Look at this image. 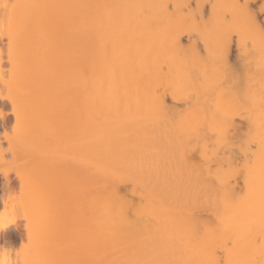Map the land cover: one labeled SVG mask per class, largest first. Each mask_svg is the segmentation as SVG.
<instances>
[{"label":"bare ground","instance_id":"6f19581e","mask_svg":"<svg viewBox=\"0 0 264 264\" xmlns=\"http://www.w3.org/2000/svg\"><path fill=\"white\" fill-rule=\"evenodd\" d=\"M102 1L103 0H0V189H2V193L5 189H9L11 184L10 174L12 172V174L14 173L13 176L15 178L17 177L19 181L18 184H20V186L18 187L21 192L19 197H17L18 193H16L15 196L18 198L16 200H12L14 194H11V196L8 195V193H10L8 192L9 190H5L8 192L6 196H9V198L5 197L4 194L3 196L5 199H2V196L0 197V246L10 247L9 244H11L12 240H15L16 236L23 239L22 233L14 231L17 226L16 215L19 214L17 210H20L22 213L20 217H23V220L25 218V221H22L25 226L24 237H26L27 244L31 247L32 251L30 252L31 256H22L25 257L23 258L24 264H264V142L262 140L259 138L256 139V144L258 146H256L255 149L249 150L248 153L254 158L251 159V162H247L246 159L242 157L244 159L243 165H241L244 169V179L242 185L240 182L242 189L238 190L233 189L235 186L231 188L226 179L231 176L228 182H230L231 179L233 180L242 168L238 169L239 171L235 177H232L231 174L228 176L221 172V175L219 174L220 176L216 178V181L214 180L215 178L211 179L215 182L206 181L211 178L209 175L206 176L208 178H204V168L201 167L204 163H202V160H199L200 158H197L199 157L198 155H193L194 153L197 154L198 145L196 142L199 143L198 141L203 139L201 138L199 140V138L202 137L200 136L202 133L197 135L198 138L194 135V139H190L191 141L195 140V138L198 139V141L195 140V145L192 143L195 147L197 145L196 148L193 147L196 151H194L192 147L189 148V150H192V153L194 152L193 154H189L190 151L187 150L188 148L183 147V152H185V148V150L188 151V156L191 155V157L194 156L197 158L196 160L190 159L191 157H189V161L196 160V163L199 161L202 163L200 165L199 162V166L198 163L195 164L198 168H202V170H200L203 172L201 173L203 177L196 174L194 180H192V174L189 170L187 171L191 174L190 177H186V173L184 174L186 180L183 178V173L179 170V172H177V168H175L176 172L169 173L171 172L169 169H172L174 164L179 162L176 159L178 157H176V151L180 149L179 145H182V143L176 146L174 145V141L176 140L172 139L171 141L174 142V146L168 145L169 150L171 147L173 149L179 147L175 151H173V149L170 150L172 153L176 152V154L173 153L175 156L171 154V157L173 155V159L176 160V162L174 160L175 163L173 162V164L172 161L169 160L170 156L165 154L167 153L165 149L164 154L158 151L157 155L155 152L156 150L149 154L148 152L146 153L144 149L145 146L146 150H148L147 146L149 148L153 146L156 148L157 146L153 145V143L159 141L158 139L160 138V142L158 143H161V141L163 142L162 137H159L161 135L159 134L161 133V128H158L159 133L156 131L153 133L152 131L157 128L152 122L151 124L148 122L152 127L154 126V128L146 129L150 126L146 122V124H144L149 126H144L145 129L142 130L143 127L140 123H142L143 119L144 121L147 119H141L140 115H138L139 109H144V106L146 107V102V104H151V106L147 105L148 107L155 108L157 105L155 101L156 104L151 101L152 98L149 96L151 93H146L149 91L148 84L151 85L154 82V79H152V72H154V68L152 67L153 61L155 60L154 64L161 65L164 56H172L174 52L175 59L183 64V69L187 70L186 61L182 57V52L186 51L188 47L197 51L196 48L197 46L199 47L200 44L196 45V39H200L204 47V52L202 51V54L198 53L200 60L197 59V61H199L198 63L200 64L196 62L200 68L203 65L201 62L205 59H211L214 57L212 55L215 53L217 54V52L221 53V51H218L221 48L216 52L214 47L210 44L212 40H209L216 36L214 35V31L218 28L222 29L221 26H216L219 19L217 21L211 19L217 18L216 15L213 17L216 13H211L212 11H210V16L211 14L213 15L210 18L208 13L209 18L208 16L206 18L207 20L210 19L211 22L215 21V24L212 26H216L217 28L195 32V27L194 29L188 27L194 32H186L188 36L187 45L181 42L182 39L180 41L179 38H176V46L174 45L172 48H167L168 45L165 47L163 43L160 42V39L164 38V36H160L163 29L156 30L151 27L157 36L161 37L160 39L158 37V43L155 45L156 51H154V57L150 53L145 52L144 48L147 41L152 42L151 44L154 46L155 33L154 36L150 34L148 39L145 35H142L139 29L142 27L144 28L142 24V27L139 26L141 19H138V23H134L137 27L133 25V28L130 29L123 25V23L118 22L110 27L106 25L104 29L100 27L99 30L98 17L104 16L102 12L105 9L107 10L108 7V0ZM139 1L140 0H111V3H114L116 6V9L114 7V9L117 10L115 12L117 13L116 15H123L121 11L125 4L126 7H128L131 5V2L135 4L143 3V1H141V3H139ZM181 1L177 2L181 3ZM200 1L202 2L203 0ZM222 1L224 0L219 2L220 5L214 2L216 4L214 5L218 7L225 6L224 9L228 7L227 12L229 6H231L230 9L232 10V7L235 5L234 0H227L229 6ZM231 1L233 3H231ZM156 2L153 3L156 7L154 6L152 8L159 10L157 4H155ZM159 2L158 0L157 3ZM165 2L166 0L163 2L164 5ZM202 3L204 4V2ZM160 4L162 5L161 2L158 5ZM209 4L208 6L210 7L213 5ZM132 5L130 6L131 8ZM126 7L124 8L126 9ZM139 7L141 6L138 5L137 8ZM261 7H264V5H261ZM162 8L163 5L160 10L164 12L165 9ZM139 9L141 10V8ZM153 9L151 12H153ZM224 9H222L223 13ZM260 9L259 12L264 8L262 10ZM148 10L150 11L149 8ZM251 10L252 9H249L248 12H252ZM165 11L168 12L167 10ZM242 11H245V9ZM165 14L166 13H164L163 18L166 17ZM146 15L145 17L148 19V15ZM237 16H235V18ZM239 16L237 18H239ZM247 16L245 19L249 18H247ZM187 17L189 16H182V18ZM229 17L230 23L234 22L232 20L234 19V15H230ZM254 18L256 20L258 19L256 17ZM171 19L170 17V20ZM187 19L189 22L191 18ZM245 19L244 21L246 22H240V24L243 25H240L238 30L233 29V32L234 30L237 31L238 34L236 32L235 34L241 36L242 39L244 35L239 32H244L242 29L246 27V23H252L256 26L254 22L250 20L251 17L248 20L250 22ZM255 19H253V21ZM238 20L240 21V19H237V21ZM182 21L181 26L184 24L186 29L187 21L184 19H182ZM166 23L170 24L167 21L164 22L165 27L172 30L171 27L168 28L169 25L166 26ZM255 23L261 29V22ZM190 24L188 26H190ZM176 25L178 26V23ZM181 26L178 27L180 31L181 29L184 30ZM241 26H243V28H241ZM250 27H252V25ZM144 29H141V32H143ZM223 29L220 30L223 31L222 35L226 32L224 27ZM179 30L176 31V36L180 37L182 34L179 33ZM245 30L249 29L246 28ZM256 30L257 29H254V34L258 33V30ZM165 31L162 32V35L171 33L168 31L165 33ZM230 32L231 31H229V33ZM249 32L250 30L248 33ZM260 32L264 33V25H262ZM229 33L227 32V34ZM207 34H213L212 38H210L211 36L208 38ZM244 34L246 35L247 32H244ZM250 34H252V32H250ZM259 34L256 35L258 36ZM102 36L106 39L105 43L107 41L106 44L103 43L107 48L106 50L101 47L100 41L101 38L103 41ZM257 36H254L256 39H252L254 43L260 39V35L259 37ZM227 37L228 36H226V38ZM166 38H164L165 42ZM220 38L221 33L218 38L219 41H221ZM214 39L212 42H218L217 37ZM245 40L247 41V38ZM252 41H250L251 45L253 44ZM260 41L264 43V38L261 37ZM260 41L259 45L261 46L262 44H260ZM250 42L245 45L238 37V49L240 50L242 48L243 51H248ZM257 43L258 42L253 45L256 47ZM218 44L220 45V42H218ZM228 46L225 45L224 42L223 49L225 55L227 54ZM261 48L263 47H260L258 51ZM213 50H215V53ZM105 51L107 57L103 60L107 68L106 74L103 72L101 75V72L96 68L94 70L95 72H93L94 75H96V82L99 84L101 82L102 84L103 82L107 83L110 78H114L110 84L113 85V83L116 82L114 83L115 85L108 90L106 89L108 88L106 84L100 85L102 95H98L97 98L93 90L92 66L94 69L95 59H99V55L104 54ZM220 56L224 55L220 54ZM240 56L237 54V58H240L235 61L232 60L234 62L231 63L230 67L233 68L234 75L242 74L243 77L245 76L244 80H246V76L249 74L251 75V71L248 65L241 62V60L246 58L245 55L241 54ZM177 61L175 62L177 63ZM214 61H216V64L221 62V60L217 62V59ZM228 64L229 63H227V65ZM256 65L259 66L261 64L258 65L256 63ZM151 67L153 70H150ZM228 67H224V70ZM157 70L158 68L156 71ZM260 70L262 71V69ZM213 72L214 68L211 63H209V65L205 63L200 70L195 72L192 71L193 75H196L197 78L199 77L202 82L210 80V76H212L211 73ZM221 72L219 71V73ZM107 73L110 74L108 75ZM192 73L190 77L193 79ZM219 73H217V75H220ZM187 75L188 74L185 76L187 77ZM227 75L228 73L226 74V78L231 77H227ZM257 75L261 76L262 73ZM177 76L179 75L175 76L176 80L178 79ZM118 79L123 81L118 84ZM194 80L192 81L194 82ZM173 81L174 78L172 83ZM159 84L162 85L163 83L159 82ZM178 85H180V83ZM254 85L255 84H253V86ZM158 86L160 87V85ZM102 87H104V90ZM153 88L154 87H151L150 91ZM167 88L168 87L165 88L166 91ZM97 89L98 87L96 86V90ZM146 89L148 91H146ZM155 90L157 91V89L151 91V96H153V98V94H155L153 91ZM237 90L238 89H236V91ZM241 90L242 88L239 89L240 93ZM239 91L235 93L238 94ZM227 92L229 93L230 91ZM239 94L237 95L238 98ZM149 98L151 103L148 101ZM163 99L166 100V98ZM239 99L241 100V98ZM228 101L230 102V100ZM160 102L158 105H160ZM172 103L173 102H171L170 105ZM246 103H248V101H246ZM173 104L170 106L172 108L168 106V108L163 109L170 110L176 108V106L177 108L180 107L178 103L174 105L175 107ZM194 104L195 102L190 101L189 103H185V106H183L181 110L176 109L178 111H185L183 113H192V109L190 108H192ZM6 108L8 109V111H6L10 114L5 112ZM199 108L200 107L197 109ZM160 111L161 110L157 112L159 113ZM166 112L168 113V111ZM241 112L243 113V111ZM153 113L154 112H152L150 116H152ZM173 113L176 112L173 110ZM7 114H9L10 117L12 116L11 119H8ZM168 114H171V117H173L172 113ZM175 115H177V113ZM223 116L224 115L221 117V121L222 119L225 121L229 120V118L227 120V118L225 116L223 118ZM154 117L157 118L156 116ZM154 117L152 116V119ZM168 120L172 123V119L170 120L168 118ZM221 121L218 123L216 121H211V125L213 123L217 124H213L215 128L224 126ZM237 121L240 122L239 120ZM162 122L164 121L162 120ZM164 123L167 124L166 122ZM180 123L181 125H185L184 121ZM241 123L243 122H240V124ZM160 124H162L161 120L159 122V125ZM177 124L178 122L176 125ZM205 124L206 123L203 125L205 126ZM228 124L230 123L228 122ZM257 125H259V123ZM165 126H168V124ZM236 126L238 127V125ZM240 128L251 129L252 127L250 128V125L244 123L241 124ZM203 129H201V131ZM198 130L200 129L198 128ZM163 131L162 133H164ZM150 132L153 134L156 133L154 136L158 135L156 136L158 139L154 140L156 138L152 137L153 135L149 136L151 134ZM221 132L217 134L216 140ZM236 132L239 131L237 130ZM263 132L262 130V133ZM169 134L171 133L169 132ZM210 135L211 133L209 137H211ZM221 135L224 137V134ZM235 135L236 133L233 134L231 138ZM241 135L243 136V134ZM237 136L234 137V141L238 140ZM242 136L238 137L243 139ZM249 137L251 140L254 138H251V135ZM167 138L170 139V137ZM244 141L245 139L242 142ZM229 142L231 141L229 140ZM244 143L249 144V142ZM252 143L254 142L252 141ZM161 144H163L162 146H167L164 145L165 143ZM183 144L184 146L187 145L185 143ZM214 144L215 143L211 145V143H209L211 146ZM217 145H215V147ZM250 145L252 144L250 143ZM252 147L249 146L248 148ZM157 148L160 149V147ZM214 148L212 147L213 151L217 149ZM218 150L219 149H217V151ZM225 151L226 152L223 153H227V149ZM153 152L155 154H153ZM169 152L168 154H170ZM218 152H216V155L219 156ZM159 153L165 155L166 157L161 156L163 158H168L167 161H171L172 165L167 169L168 172H164L163 170V172L160 171L163 163L159 166V169L157 168V170H159L158 172L152 164L154 160H162ZM234 153L237 154V150L233 152V155H235ZM152 154L156 155V159H153ZM216 155L213 157L216 158ZM221 155L223 156V154ZM238 155L240 156L241 154L238 153ZM242 155L244 156L243 153ZM157 156L159 158H157ZM188 156H186V154L184 155L185 160L183 162H186V160L188 161V159H186ZM228 156H230V154ZM235 156H233L232 159ZM239 156H237L236 159H239ZM213 157H210L209 161H211ZM219 157L221 158V156ZM231 157H222L224 159L223 161H221L222 158L221 160L220 158H216L219 161L217 162L216 159L215 161L216 163L228 162L226 165H229V162L232 161ZM80 159L85 160V162L81 163ZM158 160L156 163H159ZM212 160L214 164H216L214 158ZM181 161L182 160H180V162ZM189 161L185 163V166ZM204 161L207 162L208 160ZM169 162L168 164H170ZM86 163L88 165L87 168V165H85ZM156 163L155 166H157ZM207 163L208 165L210 164V162ZM53 164L59 165V172L63 171V166L68 170L69 175L67 182L63 184L58 183L57 185H45V180L52 177L55 172L51 168ZM238 164H240V161ZM234 165L238 167L237 164L234 163ZM176 166L180 167L179 165ZM189 166L193 169L192 164ZM211 166H213V164ZM211 166H208V168H211ZM235 168L232 167V171ZM238 168H240V166ZM193 170L191 171L193 172ZM210 171L209 169L208 172ZM232 171L230 172L232 173ZM240 175H238V178ZM236 180H238L239 183V179ZM64 191L71 197L67 196ZM17 192L19 191L17 190ZM70 199L74 203L75 208L79 207L82 203L80 206V208L84 206V210L80 209L83 211L82 213L79 211L76 215L74 214L67 219L61 215L53 219L49 217V212L53 204H61L67 200L71 201ZM198 209L204 211L205 216L202 215V212H197ZM79 222L81 223V231L78 234L77 230L76 233L83 246L80 245L78 248L77 245L73 244V246L77 248L76 251L70 246L73 242V231L71 233H65L61 230L62 226L73 229ZM52 231H59V235L56 237L51 235ZM218 250L222 251L221 256L217 253Z\"/></svg>","mask_w":264,"mask_h":264},{"label":"rangeland","instance_id":"374dc122","mask_svg":"<svg viewBox=\"0 0 264 264\" xmlns=\"http://www.w3.org/2000/svg\"><path fill=\"white\" fill-rule=\"evenodd\" d=\"M104 1H106V0H103L102 2H104ZM141 1H143V3H141ZM158 2V0H140L139 1V3H141V4H135L134 2H131L130 4L132 5V8L130 7L131 5H129L128 7H126V4L123 6V10L121 11V14H123V15H120V14H118V15H116L117 13H115L117 10H115L116 9V6L114 5V3H111V0H108V7H107V10L105 9L103 12H102V14L104 15V16H99L98 17V21H99V30H100V27H102L103 29L105 28V26L107 25L108 27H110V26H113L114 24H116V23H118V22H120V23H123V25H125L126 27H128L129 29L130 28H133V25H134V23L135 22H139V20L141 19V21H142V23H141V21H140V24H139V26H141V24L142 25H144V28L146 29H144L142 26V28H139L140 29V33L142 34V35H145L146 36V38L148 39L149 38V36H150V34H152L153 36H154V31L151 29V27L152 28H155L156 30H159V29H163V31H168V32H171V33H167L166 31H165V33H167V35L166 34H164V35H162L163 33V31L161 32V34H160V36L161 37H163L164 36V38H166V36H167V38H166V42H165V39L163 38V39H160L161 37L160 36H157V34L155 33V36H154V40H155V43H154V46L155 45H157V43H158V40L160 39V42H162L163 43V46H165V47H167V45H168V47L167 48H172L174 45L176 46V44H177V40H176V38H179L180 39V41H181V39H182V43L183 44H186L187 45V43H188V36H187V34H186V32H188V31H192V32H194L193 30H190L189 28L190 27H192L193 29H194V27H195V32H200V31H207V30H211L212 28H217L218 26H221L222 27V29H223V27L225 28V30H226V32H224V34L222 35V33H223V31H220V30H222V29H219V31H218V29L216 30V31H214V29H213V31H214V35H216L214 38H216L217 37V40H218V42H220V45L218 44V42L216 43H214V42H212L213 41V39H209V40H212L211 41V43L210 42H208V43H210L213 47H214V49L216 50V52H217V50L218 49H220V50H218V51H221V53H219V52H217V54L215 53V50H213L214 51V55H212V56H214V57H212L211 59H205L203 62H201V64L203 63V65L201 66V68H203V66H204V64L205 63H207V65H209V63H211V65L213 66V68H214V72L213 73H211L212 74V76H210L211 77V79L213 80H205L204 82H202L201 81V79L199 78H197L196 77V75H193V73H192V71L193 72H195V71H197V70H200L201 68L198 66V64H200V63H198L199 61H197V59H199L200 60V58L198 57V53H200V54H202L203 52H204V47H203V44L201 43V40L200 39H196V45H198V44H200L199 45V47L197 46V51H195V49H192V48H190V47H188V48H186L187 50L186 51H184V52H182V57H183V59L186 61V67H187V70L186 69H183V64L181 63V62H179V61H177L175 58V55H174V52L172 53V56H164V58H163V61H162V63H161V65H159V64H154V61H153V63H152V67L154 68V72H152V75H153V77H152V79H154V82L150 85V84H148L149 86V91L146 89V91H148V92H146V93H151V94H149V96L152 98L151 99V101H155L156 103H157V105H156V107L155 108H152V107H148L147 105H150L151 106V104H146L145 103V105H146V107L144 106V109H139V111H138V115H140V118L142 119V118H145V120L146 121H144V119L142 120V123H140V125L143 127V129L142 130H144L145 128H144V126L146 127L147 125H145L146 124V122L148 123H150L151 124V122L153 123V125H155V127L157 128V129H155L154 131H152L153 133L156 131L157 133H159L158 132V128H161V133H159V134H161L159 137H162V139H163V142L161 141V143H165L164 145H167L166 147L165 146H162L163 144H161V143H158V142H160V139H158V138H156V136H158V135H156V136H154L155 134H153V133H151L149 136H152V137H155L156 139H154V140H159V141H157V142H155V143H153V145H156L157 147H160V149H161V151H160V149L159 148H155L154 146L153 147H148L147 146V148H148V150H146V146L144 147V149H145V151H146V153L148 152L149 154H150V152L152 153V151H154V150H156L155 152H156V155H157V153H158V151L159 152H162L163 154H164V149L166 150V152L167 153H165V154H167V155H169L170 157V159L169 160H171L172 161V164H173V162H174V160L175 159H173V155L174 154H176V152H177V154H176V159H177V161H179L178 163L176 162V160H175V162H176V164H174V168L172 167V169L174 170H172L171 168H170V165H172L171 164V161L169 162V160L167 161V159L168 158H163V157H166L165 155H162V153H159L160 154V156L162 157V160L161 159H157L158 161H159V163H156L157 162V160H154V162L152 163L153 165H154V167L156 168V171L158 172L159 170H157V168L159 169L160 167V165L163 163V166H161L162 168H160V171L161 172H168L167 171V169H169V171H171V172H169V173H172V172H176V169L175 168H177V172H181V173H183V178H184V174H185V176L187 177V176H189L190 177V175L192 176L191 178H192V180H194V178H195V175L196 174H198L199 176H202L203 177V174H201V173H203L204 172V178H208V177H206L207 175H209V176H211V178L209 179V180H206L207 182H215L216 181V178L217 177H219L220 175H221V172L223 173V174H226V175H232V177H235L236 175H237V173H238V169H241L242 168V170L241 171H243V172H239L238 173V175H240V173H241V175L239 176V178H238V175L235 177V178H233V180L231 179V181L230 182H228L229 180H230V178H231V176H229V177H227V179H226V181H227V183L231 186V188H233V186H235L233 189H242V187L240 186V182H241V185H242V182H243V179H244V169H243V167L241 166V165H243V162H244V159H246V161L248 162H251V159L253 158L248 152H249V150L250 149H255L256 148V146H258L257 144H256V139H260V140H262L263 142H264V132L262 133V130L264 131V61H263V59H264V43H262L261 41H260V39H261V37H263L264 38V33H261L260 32V30L262 29V25H264V22H263V20H264V7H261V5H264V0H234V2H235V5L232 7V10L230 9L231 8V6H229V3H227V0L225 1H222V2H225V3H227L228 4V6H229V9H228V12H227V8L226 9H224L225 8V6H215L216 4L215 3H217V5L219 4V2L221 1V0H215V1H213V0H203L202 2H204V4L200 1V0H184V2H183V0L181 1V0H166V2H165V5L163 4V2H164V0H163V2H162V0H159L161 3H162V5H163V8L162 9H165V10H167L168 12H166L165 10H164V12L162 11V10H160V8L162 7V5L160 6V5H158L159 3H157ZM180 2L181 1V3H178V2ZM198 1H200V2H198ZM205 1H212V2H205ZM216 1H218V2H216ZM154 2H156L155 4H157V8H159V10L158 9H153L152 7H156V5H153V3ZM183 2V3H182ZM215 2V3H214ZM221 2V3H222ZM151 3H152V5H151ZM169 5H168V4ZM199 3H200V5H199ZM209 3H211V4H213V5H211V4H209ZM231 3H233L232 1H231ZM230 3V4H231ZM248 3V4H247ZM147 4H148V6H147ZM168 5V7L170 8H168L167 7V5ZM176 4V5H175ZM183 4H185V5H183ZM208 4L209 5H211V7L210 6H208ZM215 4V5H214ZM243 4V5H242ZM138 7V5H140L141 7H139V8H141V10L139 9V8H137L136 6ZM143 5V6H142ZM147 7H146V6ZM173 5V6H172ZM182 5V6H181ZM188 5V6H187ZM220 5V4H219ZM222 5H224V4H222ZM134 6V7H133ZM158 6H160V7H158ZM250 6V7H249ZM114 7H115V9H114ZM124 7H126V9L124 8ZM179 7V8H178ZM184 7V8H183ZM203 7V8H202ZM216 9H215V8ZM222 7V8H221ZM134 8H136V9H134ZM148 8L150 9V11L148 10ZM261 8V9H260ZM152 9H153V12H151L152 11ZM181 11H179V10ZM183 9H185V10H183ZM222 9H224V13L222 12L223 10ZM245 9V11H242V10H244ZM249 9H252L251 11L252 12H248L249 11ZM259 9L260 10H262V11H260L259 12ZM183 10V11H182ZM199 10V11H198ZM204 10V11H203ZM149 11V12H148ZM156 11V12H155ZM160 13H159V12ZM203 11V12H202ZM210 11H212L211 13H216V14H211V16L213 15V17L216 15V19H214V18H211V16H210ZM233 11V12H232ZM255 11H256V13H255ZM151 12V13H150ZM155 12V13H154ZM163 12V13H162ZM170 12H173V13H170ZM194 12H195V14H194ZM258 12V13H257ZM159 13V14H158ZM164 13H166L165 14V16L166 17H164L163 18V16H164ZM197 13V14H196ZM204 13H205V15H204ZM208 13H209V16H210V18L211 19H213V20H215V21H217L218 19V21H217V23L218 24H216V26H212V25H214L215 24V21L213 22H211L210 21V19L209 20H207V16H208ZM254 13H255V15H254ZM115 14V15H114ZM148 15V19H146V17H145V15ZM202 14H203V17H202ZM237 14H238V16L240 15L241 16V18H240V16H239V18H237L238 16H237ZM249 14V15H248ZM112 15H113V17H112ZM146 15V16H147ZM183 15H185V17H186V15L187 16H189V17H187V18H191V19H189L190 21L188 22L187 20V18H182V16ZM191 15V16H190ZM196 15V16H195ZM230 15H234V19H232L234 22H231L230 23V21H229V19H230ZM247 16V18L248 19H245L246 18V16ZM118 18H117V17ZM122 16V17H121ZM176 16V17H175ZM209 16H208V18H209ZM235 16H237L236 18L237 19H240V21L238 20L237 21V19L235 18ZM252 16H254V17H256V18H258L257 20L254 18V17H252ZM169 17V18H168ZM170 17L172 18L171 20H170ZM250 17H251V19H250ZM123 18V19H122ZM145 18V19H144ZM167 18V19H166ZM175 18V19H174ZM112 19H114V20H112ZM139 19V20H138ZM178 19V20H177ZM182 19H184V20H186V21H184V22H186V24H187V28L185 29V27L186 26H184V24L181 26V22H183L182 21ZM236 19V20H235ZM244 19L245 20H251L252 22H254V24L256 25V26H254L252 23L251 24H249V23H246V27L244 28V29H242V30H244V32H247V34L245 35L244 34V32H242V31H240L239 33L240 34H242L243 33V39H242V37L241 36H237L236 34H235V32L237 33V31H235V30H238V27H240V25H243V24H240V22L241 21H243V22H246V21H244ZM253 19H255L254 21H253ZM104 20V21H103ZM168 22V23H170V24H167L166 23V26L167 25H169L168 26V28L169 27H171V29L172 30H170V29H167L166 27H165V25H164V22H166V21ZM101 21V22H100ZM115 22V23H114ZM137 22V23H138ZM248 22H250V21H248ZM255 22H261V29L257 26V24L255 23ZM263 22V23H262ZM113 23V24H112ZM159 23V24H158ZM178 23V26L176 25ZM191 23V24H190ZM197 23H199V24H197ZM213 23V24H212ZM190 24V26H188ZM199 25V26H198ZM252 25V27H250ZM136 26V24L134 25V27ZM160 26V27H159ZM179 26H181L182 28H184V30L183 29H181V31L179 30ZM184 26V27H183ZM137 27V26H136ZM189 27V28H188ZM197 27V28H196ZM220 27V28H221ZM231 27V28H230ZM256 27V28H255ZM101 28V29H102ZM191 28V29H192ZM241 28H243V26H241ZM249 29L250 30V32H252V34H250V32L248 33V31L249 30H245V29ZM102 29V30H103ZM144 29V33L143 32H141L142 30ZM233 29H235L234 30V32H233ZM254 29H257L258 30V33H255L254 34ZM170 30V31H169ZM180 31L179 33L180 34H182V35H180V37L179 36H176V31ZM224 30V29H223ZM239 30H240V28H239ZM251 30H253V31H251ZM256 30V31H257ZM182 31H183V33H182ZM229 31H231L230 33H229ZM255 31V32H256ZM99 32V31H98ZM227 32L230 34H227ZM217 33V34H216ZM220 33H221V38H220V40L221 41H219V37H220ZM260 33V34H259ZM101 34H102V32H101ZM227 34V35H226ZM238 34V33H237ZM239 34V35H240ZM256 34H259L260 35V37H259V35L257 36ZM263 34V35H262ZM159 35V34H158ZM166 35V36H165ZM251 37H254V36H257V37H259L260 39L259 40H257V41H255V43L256 42H258L257 43V45H256V47H255V45H253V44H255L254 43V41H252V39L254 40V39H256V37H254V38H251ZM262 35V36H261ZM174 36V37H173ZM182 36V37H181ZM207 36H208V38H209V36H211L210 38H212V36H213V34L211 35H208L207 34ZM224 36H225V38H224ZM226 36H228L227 38H226ZM103 37V41H102V38H101V47L102 48H104L105 50L107 49L106 47H105V45H103V43H105V40L106 39H104V36H102ZM158 37H159V39H158ZM238 37H239V39H241L242 40V42L246 45V43H248V42H250V41H252V45H253V47H252V45H251V42L249 43V49H248V51L246 50V51H243V49L241 48L240 50L238 49ZM248 37H249V39H248ZM195 38V37H194ZM247 38V41L245 40V39ZM251 38V39H250ZM229 39V40H228ZM209 40H207V41H209ZM215 40V39H214ZM228 40V41H227ZM245 40V41H244ZM197 41H198V43H197ZM259 41L261 42L260 44H262L261 46L259 45ZM224 42H225V45H229L228 47V51H227V54L225 55V52H224V49H223V47H224ZM106 43H107V41H106ZM105 43V44H106ZM152 42H150V41H147L146 42V44H145V48H144V50H145V52H148V53H150L151 55H155L154 54V51H156V46H155V48H154V46H153V44H151ZM236 43H237V46H236ZM216 44V45H215ZM218 44V45H217ZM151 45H152V47H151ZM210 45V46H211ZM251 45V46H250ZM254 47H255V49H254ZM260 47H263V48H261L259 51H258V49L260 48ZM201 48V49H200ZM200 50V51H199ZM242 50V51H241ZM203 51V52H202ZM202 52V53H201ZM211 52H212V48H211ZM241 52H243V53H241ZM219 53V54H218ZM253 53V54H252ZM106 54V51H105V53L104 54H100L99 55V59L98 58H96L95 59V67H94V69H93V66H92V82H93V85H94V88H93V90H94V95H95V97H97L98 98V95L100 96V95H102V91H101V89H100V85H103V84H106L107 85V87L108 88H106L107 90L108 89H111L115 84V80H113V81H115L114 83H113V85L112 84H110V82H112V79H114V78H108L109 80H108V82L106 83V82H103V84H102V82L99 84V83H97L96 82V75H94V73L93 72H95L94 70L97 68L98 69V71H100L101 72V75L103 74V72L106 74V70H107V68H106V65L104 64V58H106L107 57V55H105ZM212 54V53H211ZM220 54H223L224 56H220ZM237 54L240 56L241 54H244L245 55V59L244 60H241V62L242 63H245L246 65H248V68L250 69V71H251V75L249 74V75H247L246 76V80H244L245 79V76L243 77V75L242 74H236V75H234V70H233V68H231L230 66H231V63H233L235 60H237V59H239L240 57H243V56H240V57H238L237 58ZM174 55V56H173ZM263 55V56H262ZM249 56V57H248ZM155 57V56H154ZM227 57V58H226ZM229 57H230V59H229ZM235 58V59H234ZM244 58V57H243ZM217 59V62L219 61V60H221V62L218 64H216V61H214V60H216ZM196 60V61H195ZM203 60V59H202ZM232 60H234V61H232ZM175 61H177V63L175 62ZM214 61V62H213ZM229 61V62H228ZM230 61H232V62H230ZM194 62V63H193ZM196 62L198 63V64H196ZM167 63H168V65H167ZM213 63V64H212ZM227 63H229L228 65H227ZM256 63L259 65V64H261V65H259V66H261V67H259V66H257L256 65ZM190 64H192V65H190ZM250 64H251V66H250ZM162 65H163V67H162ZM181 65H182V67H181ZM194 65V66H193ZM214 65H215V67H214ZM155 66V67H154ZM229 66V67H228ZM150 68V70H153V68ZM220 67V68H219ZM224 67H228L226 70H224ZM263 67V68H262ZM158 68V70L156 71V69ZM163 68V69H162ZM178 68V69H177ZM194 68V69H193ZM191 69H192V71H191ZM260 69H262V71L260 70ZM254 70H256V71H254ZM186 71H187V73H186ZM190 71V72H189ZM219 71L221 72V73H219ZM228 71V72H227ZM230 71V72H229ZM192 73V75H193V79L190 77V74ZM217 73H219L220 75H217ZM228 73V75H227V77L228 76H231V77H228V78H226V74ZM262 73V75L260 76V75H257V74H261ZM108 75L110 74V73H107ZM181 74H183V75H181ZM186 74H188L187 75V77L185 76ZM210 74V75H211ZM176 75H179V76H181V77H179V76H177L178 77V81L176 80ZM216 75H217V77H216ZM222 75V76H221ZM256 75V76H255ZM172 76H174V77H172ZM223 77L224 78V80H223V78H221V77ZM159 77V78H158ZM186 77V78H185ZM196 77V81L194 80V78ZM217 79H216V78ZM260 77V78H259ZM100 78V77H99ZM121 78V77H120ZM119 78V79H120ZM158 78V79H157ZM160 78H162V79H160ZM172 78V79H171ZM173 78H174V81H173V83H172V80H173ZM236 78H238V79H236ZM240 78H242V79H240ZM259 78V79H258ZM107 79V78H106ZM116 79H117V77H116ZM117 80V83L118 84H120V82H122L123 80ZM198 79V80H197ZM160 80H162V81H160ZM192 80H194V82L192 81ZM218 80V81H217ZM230 80H232V81H230ZM249 80H250V83H249ZM119 81V82H118ZM244 81V82H243ZM159 82L160 83H163L162 85L161 84H159ZM177 82H179L180 83V85H178L179 83H177ZM201 82V83H200ZM234 82H236V83H234ZM196 83V84H195ZM190 84V85H189ZM219 84H221V85H219ZM235 84V85H234ZM242 84V85H241ZM253 84H255L254 86H253ZM112 85V86H111ZM158 85H160V87L158 86ZM186 85V86H185ZM96 86L98 87V89L96 90ZM105 86V85H104ZM185 86V87H184ZM230 86H231V88H230ZM233 86V87H232ZM151 87H154L153 89H157V91L155 90V91H153V92H155V94H153L154 95V98H153V96H151L152 95V90L153 89H151V91H150V88ZM166 87H168L167 88V91H166ZM175 87H176V89H175ZM236 87V88H235ZM104 87H102V89H103ZM194 88V89H193ZM214 88H215V90H214ZM222 88V89H221ZM233 88V89H232ZM240 88H242V90H241V93H240V91H239V89ZM165 89V90H164ZM236 89H238L237 91H239V98H241V100L238 98V94H236L237 93V91H236ZM104 90V89H103ZM175 90V91H174ZM199 90V91H198ZM214 90V91H213ZM221 90V91H220ZM96 91H97V93H96ZM166 92V94H165V92ZM208 91V92H207ZM211 91V92H210ZM220 91V92H219ZM227 91H230V92H232V93H228ZM162 92H164V93H162ZM170 92V93H169ZM214 92V93H213ZM227 92V93H226ZM236 92V93H235ZM104 93V92H103ZM162 93V94H161ZM194 93H196V94H194ZM207 93H208V95H207ZM210 93V94H209ZM211 93H212V95H211ZM256 93H257V95H256ZM262 93V94H261ZM161 94V95H160ZM148 95V94H147ZM262 97H261V96ZM185 96V97H184ZM208 96V97H207ZM230 96V97H229ZM146 97H148V96H146ZM232 97V98H231ZM235 97V98H234ZM259 97H261V98H259ZM163 98H166V100L168 101H166L165 99H163ZM182 98H184V99H182ZM235 100H234V99ZM256 98V99H255ZM258 98H259V100H260V102H259V100H258ZM95 100V99H94ZM148 100V99H147ZM199 100V101H198ZM228 100H230V102L228 101ZM243 100V101H242ZM144 101H145V99H144ZM149 102H150V98H149V100H148ZM161 101V102H160ZM190 101H193V102H195V104H194V106L192 107V108H190V109H192V113L191 112H188V113H183V112H185V111H178L177 109H180L181 110V108H183V106H185V103H189ZM201 101V102H200ZM246 101H248V103H246ZM96 102V101H95ZM154 102V103H155ZM159 102H160V105H158L159 104ZM164 102V103H163ZM171 102H173L172 104H173V106L174 105H177V103L180 105V107H178L177 108V106H176V108H173V109H168V110H166V109H163V108H168V106L170 107V106H172V104L170 105V103ZM183 102V103H182ZM199 102V103H198ZM237 102V103H236ZM151 103V102H150ZM155 103V104H156ZM225 103H226V105H225ZM260 103V104H259ZM154 104V105H155ZM163 104V105H162ZM182 104V105H181ZM200 104H201V106H200ZM245 104H247V105H245ZM249 104V105H248ZM256 104V105H255ZM178 105V106H179ZM164 106H166V107H164ZM182 106V107H181ZM205 106V107H204ZM154 107V106H153ZM162 109H161V108ZM175 107V106H174ZM198 107H200L199 109H197ZM204 107V108H203ZM142 108V107H141ZM170 108H172V107H170ZM203 109V110H202ZM213 109V110H212ZM8 111V109L6 108L5 109V112H7ZM141 110H142V112H141ZM159 110H161L159 113L157 112V111H159ZM168 111V113H172V115H173V117H175V118H173V117H171V114H168L166 111ZM173 110H174V112H176L177 113V115H175L176 113H173ZM254 110V111H253ZM178 111V112H177ZM241 111H243V113L241 112ZM152 112H154L153 113V117L154 116H156L157 118H153L152 119V116H150L151 114H152ZM163 112V113H162ZM241 112V113H240ZM7 113H9V112H7ZM181 114V115H179V114ZM10 114V113H9ZM9 114H7V116H8V119L10 118L11 119V117H10V115ZM149 114V115H148ZM164 114V115H163ZM206 114V115H205ZM245 114V115H244ZM249 114V115H248ZM222 115H224L226 118H227V120H228V118H229V120L228 121H225V120H223L222 119V121H221V117H222ZM228 117H227V116ZM183 116V117H182ZM224 116H223V118H224ZM256 117V118H252V117ZM148 117V118H147ZM184 117H185V119H184ZM210 117V118H209ZM233 117H234V119H233ZM245 117V118H244ZM168 118L171 120L172 119V123H170L171 121H169L168 120ZM189 120H188V119ZM158 121V124H157V121ZM187 119V120H186ZM205 119V120H204ZM252 119V120H251ZM263 120V122H262V120ZM160 120H161V123L163 124H160L159 125V122H160ZM162 120L164 121V122H166L167 124H168V126H165V125H167V124H165L164 122H162ZM177 120V121H176ZM193 120V121H192ZM236 120V121H235ZM237 120H239L240 122H243V123H241V124H244V123H246V124H248V125H250V128L251 129H249V128H246V129H241L240 127H241V124H240V122H238ZM241 120H243V121H241ZM258 121V122H256V121ZM259 120H261V121H259ZM183 121H184V123H185V125L184 124H182L181 125V123L180 122H182L183 123ZM206 121V122H205ZM209 121V122H208ZM211 121L213 122H223V124H224V126H221V127H214V125H217V124H215V123H213L212 125H211ZM225 121V122H224ZM245 121V122H244ZM178 122V124L176 125V123ZM206 123L205 124V126L203 125L204 123ZM228 122L230 123V124H228ZM262 122V123H261ZM145 123V124H144ZM148 123V124H149ZM203 123V124H202ZM209 123V124H208ZM259 123V125H257ZM144 124V125H143ZM149 124V125H150ZM165 124V125H164ZM219 124H221V123H219ZM148 125V126H149ZM235 126V128H234V126ZM236 125H238V127L236 126ZM239 125H240V127H239ZM255 125V126H254ZM147 126V127H148ZM158 126V127H157ZM161 126V127H160ZM184 126V127H183ZM204 126V127H203ZM258 126V127H257ZM260 126V127H259ZM150 128H154V126L152 127L151 125L148 127V128H146V129H150ZM175 128V129H174ZM198 128L200 129V130H198ZM203 128H205V129H203ZM237 128H239V129H237ZM151 129V130H152ZM164 131H163V130ZM170 129V130H169ZM201 129H203L202 131H201ZM221 129H223V130H221ZM224 129H225V131H224ZM235 129H237L239 132H236L237 130H235ZM261 129V130H260ZM162 131L165 133H162ZM207 133H206V132ZM222 131V132H221ZM169 132L171 133V134H169ZM173 132H175V133H173ZM206 133L207 134V136H206V134H204V133ZM221 132V134H224V137H223V135H221L220 134V136H218V139L216 140V136H217V134H219ZM200 133H202V134H200ZM211 133V137H209V134ZM236 133V135L234 136V137H236L237 135L238 136H242L241 134H243V139L242 138H240V137H238L237 136V141H234V137L233 138H231L232 137V135L233 134H235ZM238 133V134H237ZM239 133H240V135H239ZM198 134H200V136H202V137H200L199 138V140L201 139V138H203L204 139V137H205V139L203 140V139H201L200 141H198V139H196L195 138V140L196 141H198L199 143H197L196 142V144L198 145V149H197V151L195 150V148L197 147V145H196V147L195 146H193V145H195V140H190V139H194V135H195V137L198 135ZM213 134H215V135H213ZM231 135V136H230ZM251 135V138L252 137H254L253 139L255 140H251L250 139V136ZM179 136V137H178ZM227 136H228V138H227ZM246 138H245V137ZM167 137H170V139H168ZM230 137V138H229ZM164 138H165V141H164ZM181 138V139H180ZM197 138H198V136H197ZM225 138V139H224ZM176 140V141H174L175 142V144H174V142H172L171 140ZM180 139V140H179ZM226 139H227V141H226ZM245 139V141L244 142H249V144H246V143H244V142H242L243 140ZM248 139V140H247ZM251 141H250V140ZM153 140V141H154ZM171 142H170V141ZM229 140L231 141V142H229ZM247 140V141H246ZM169 141V142H168ZM252 141L254 142V143H252ZM189 142H191V143H189ZM239 142H241L242 143V145H241V143H239ZM169 143V144H168ZM177 143V144H176ZM182 143V145H179V144H181ZM183 143H185V144H187V145H185L184 146V144ZM192 143H193V145H192ZM209 143H211V145L213 144V143H215L213 146H211V145H209ZM250 143L252 144V145H250ZM159 144H161V145H159ZM179 145L180 146V149H178L174 154L170 151V150H172L173 148L171 147V149L169 150V146H174V145ZM208 144V145H207ZM218 144V145H217ZM169 145V146H168ZM192 145V146H191ZM215 145H217L216 147H215ZM253 146L252 148H248L249 146ZM161 146H162V148H161ZM182 146V147H181ZM206 146V147H205ZM255 146V147H254ZM164 147V148H163ZM183 147H186V148H188L187 150H189V148L190 147H195V148H193L194 149V151H196L197 152V154L196 153H192L191 151L192 150H189L190 151V153L189 154H193V155H198L199 157H197V158H200L199 160H202L203 162L202 163H204L203 165H201L202 163H201V161H199L200 162V165H201V167L202 168H204V171L203 172H201V170H202V168L200 167V168H198V166H199V162H197L198 163V166L196 165L197 163H196V160H197V158H195L193 155V157H191V155H187V153H188V151L187 150H185V148H184V151L186 152H183ZM212 147L214 148H217V149H219L218 151H217V149H215L214 151L212 150ZM177 148H179V147H177ZM176 148V149H177ZM231 148H232V152H231ZM233 148H236V149H233ZM167 149H168V151H167ZM175 148L173 149V151H175L176 150ZM206 150V152H205V150ZM227 149V153H223V152H226L225 150ZM245 149V150H244ZM237 150V154L236 153H234L235 155H237V156H239L238 155V153H240L241 155L239 156L240 158V160L237 158L236 159V157L237 156H235V155H233V152H235V151ZM144 151V152H145ZM170 151V152H169ZM230 151V152H229ZM247 151V152H246ZM143 152V153H144ZM168 152L170 153V154H168ZM212 152V153H211ZM216 152H218L219 153V156H221V158L223 157H225V158H230L232 155L233 156H235L233 159H232V157H231V159H232V161H234V162H232V164H231V162H229V165L231 166H229V165H226L228 162H221V163H216V161H215V159L216 158H220L218 155H216ZM246 152V153H245ZM207 153V154H206ZM230 154V156H228L229 154ZM231 153H232V155H231ZM242 153L244 154V156L242 155ZM153 154H155L154 152H153ZM152 154V156H153V159H156L155 157H156V155H153ZM158 154V155H159ZM171 154H173L172 155V157H171ZM186 154V156H188V157H186V159H188V161L190 160V159H196V160H191V161H189V163L188 164H186V166H185V163L186 162H188L187 160H186V162H183L184 160H185V157H184V155ZM221 154H223V156L221 155ZM247 154V155H246ZM216 155V158L215 157H213V156H215ZM250 155V156H249ZM150 156V155H149ZM175 156V155H174ZM227 156V157H226ZM160 157V158H161ZM168 157V156H167ZM189 157H191L190 159H189ZM210 157H213L214 158V161H215V163L216 164H214V162H213V158H211V161H209V159H210ZM244 159H243V158ZM157 158H159L158 156H157ZM175 158V157H174ZM221 158H220V160H221ZM222 158V160L221 161H223L224 159ZM242 158V159H241ZM218 159H216L217 160V162L219 161ZM254 159V158H253ZM81 161V163H84L85 162V160H82V159H80ZM180 160H182L181 162H180ZM204 160H208L207 162H210V164L208 165V163L207 162H205ZM227 160V159H226ZM79 161V160H78ZM162 161V162H161ZM195 161V162H194ZM239 161H240V164H238L239 163ZM168 162L170 163V164H168ZM174 162V163H175ZM182 162H183V165H182ZM213 162V163H212ZM237 162V163H236ZM155 163L157 164V166H155ZM166 163H167V166H166ZM181 163V164H180ZM196 163V164H195ZM206 163H207V165L210 167L212 164H213V166H211V168H208V166L206 165ZM212 163V164H211ZM223 163V164H222ZM234 163L235 164H237L238 165V167L240 166V168H238V167H236L235 165H234ZM159 164V165H158ZM164 164H165V166H164ZM192 164V168L194 169V168H196V169H201L200 171L199 170H196V169H191V166H189V165H191ZM85 165H87V163L85 164ZM176 165H179L180 167H177ZM206 165V166H205ZM223 165V166H222ZM224 165H226V166H224ZM58 166V167H57ZM229 166V167H228ZM236 168H235V167ZM56 167V168H55ZM88 167V165L86 166V168ZM186 167V168H185ZM232 167L233 168H235L233 171H232ZM55 172H54V174H53V176L52 177H49L47 180H45V185H57L58 183H65V182H67L68 181V175H69V173H68V170L63 166V171H58V170H60V168H59V165H57V164H53L52 165V167H51ZM207 168V169H206ZM227 168V169H226ZM209 169L211 170L210 172H208L209 171ZM163 170V171H162ZM179 170V171H178ZM187 170H189V172L191 173V174H189L188 173V171ZM191 170H193V172L191 171ZM230 171H232V173L230 172ZM58 172V173H57ZM161 172H159V173H161ZM206 172V173H205ZM64 174V175H63ZM220 174V175H219ZM11 176H10V181H11V184H10V187H9V189L7 188V189H5V190H9L8 192H10V193H8L7 191H5L4 190V192L2 193V189H0V197L2 196V199H5V197H8L9 198V196H6L7 195V193H8V195H10L11 196V194H14V197H13V199L12 200H16V199H18L17 197H19L20 196V194H21V192H20V188L18 187V186H20V184H18V179H17V177L15 178L13 175H14V173L12 174V172H11V174H10ZM213 177V178H212ZM190 178V179H191ZM215 178V179H214ZM226 178V177H225ZM211 179H214L215 181H213V180H211ZM236 179H239V183H238V180H236ZM184 180H186V178H184ZM236 181H237V183H236ZM241 188H240V187ZM17 190L19 191V192H17ZM16 193H18V196L16 197L15 195H16ZM64 193L67 195V196H69V197H71L67 192H65L64 191ZM3 194H4V196H3ZM13 196V195H12ZM68 198V197H67ZM7 199V198H6ZM71 200V199H70ZM14 202V201H13ZM55 202V201H54ZM82 205V203L80 204V206ZM79 206V205H78ZM80 206L79 207H76L75 208V206H74V203L72 202V200L71 201H65V202H62L61 204H53V206H52V208H51V210H50V212H49V217L51 218V219H53V218H56V217H58L59 215H61L62 217H64V218H69V217H72V215H76L79 211H81V210H84L83 209V207L84 206H82L81 208H80ZM81 209V210H80ZM200 211V212H199ZM83 211H81V213H82ZM197 212H199V213H201L202 212V215H204L205 216V212L204 211H201V210H197ZM15 213H16V211H15ZM17 213H19L18 215H16V224H17V226H16V230L14 229V231H18L19 233H22L21 235H22V237H23V239H21V237L19 238V237H15V240H12L11 241V244H9V246L10 247H8V246H0V264H24L25 262L23 261V258H25V257H22V256H31L30 255V252H32L31 251V247H29V245L27 244V239H25L26 237H24V234H25V229H24V221H25V218H24V220L22 219L23 217H20V214H21V216H22V213L20 212V210H17ZM207 214V213H206ZM69 220V219H68ZM71 220V219H70ZM23 221V222H22ZM78 230V231H77ZM62 232H65V233H71L72 231H73V233H72V235H73V242L70 244V246H72V249L73 250H76L77 251V248H75L74 246H73V244H75V245H77V247L79 248V246L81 245V246H83V244H81L80 243V238H79V236H78V234L80 233V231H81V223L79 222V224L77 225V226H75L73 229H69V228H67V227H64V226H62V230H61ZM76 231H77V233H76ZM51 235H53V236H58L59 235V231H52L51 232ZM17 238V239H16ZM71 238V237H70ZM21 240V241H20ZM15 241V242H14ZM13 242V243H12ZM21 244H20V243ZM79 242V243H78ZM23 243V244H22ZM23 245V246H22ZM2 247V248H1ZM23 251H22V250ZM21 251V252H20ZM22 252H23V254H22ZM4 253V254H3ZM217 253H219V255L221 256L222 255V251L221 250H218L217 251ZM22 259V260H21ZM15 260V261H14Z\"/></svg>","mask_w":264,"mask_h":264}]
</instances>
